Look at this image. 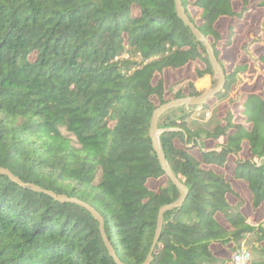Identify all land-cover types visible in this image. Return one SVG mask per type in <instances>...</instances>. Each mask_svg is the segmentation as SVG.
<instances>
[{"label":"trees","instance_id":"trees-1","mask_svg":"<svg viewBox=\"0 0 264 264\" xmlns=\"http://www.w3.org/2000/svg\"><path fill=\"white\" fill-rule=\"evenodd\" d=\"M181 2L226 82L202 107L159 118L162 151L189 193L165 212L150 264H232L243 241L249 264H264V0ZM254 10L261 32L240 45L262 50H240L229 66L225 49ZM254 71L261 87L245 89ZM217 82L175 0H0V167L30 184L0 173V264H117L86 206L31 184L94 207L120 260L143 263L160 208L180 197L153 147V112ZM208 109L210 121L195 119Z\"/></svg>","mask_w":264,"mask_h":264},{"label":"water","instance_id":"water-1","mask_svg":"<svg viewBox=\"0 0 264 264\" xmlns=\"http://www.w3.org/2000/svg\"><path fill=\"white\" fill-rule=\"evenodd\" d=\"M175 2H176V8H177L178 15L191 28L193 34L206 46V48L208 50L209 57H210V61H211L212 66L214 68V71L218 75V82H217V85L215 87H213L209 91H207V92H205L199 96H187V97H182V98L170 100L167 103H164L161 106L157 107L153 112V116L151 118V127H150V135L152 137L153 147L157 153L158 159H159L163 169L165 170L167 176L171 179V181L179 189L180 197L175 202L165 204L160 208L153 244L151 246L150 252L147 255L145 261L141 264H150L152 259H153L152 252H153V250L156 246V243L158 242L160 235H161L165 212H167V211H169V210H171L177 206L182 205L184 203L185 199L187 198L188 193H189L188 186L186 184H184L183 182H181L179 180V178H177V176L174 174V172L172 171L171 167L169 166V164L166 160V157L162 151V147H161V144L159 141V136L163 132V130L160 129L158 126L159 118L166 111L173 109L175 107H178V106L197 105V106L202 107L209 99H211L217 93L222 91L223 87L225 86V82H226L225 71H224L223 66L221 65L220 61L218 60L216 54H215L212 43L206 37V35H204L196 27V25L193 22H191L190 19L187 17V15L185 14V10H184V7L182 5L181 0H175ZM0 173L9 175L10 178L19 182L21 185H26V186L30 185L28 183H23L21 180H19L17 177H15V175L9 169H7L5 167H0ZM31 186L35 190L45 191V192L49 193L51 196L55 197L58 200L77 202V203H80V204L86 206L100 223V231H101L102 237L105 241V244L108 248L110 255L114 258V260L117 264H126L120 260L115 249L113 248L112 244L110 243V241L106 235V232H105L104 218L94 207H92L91 205L83 202L82 200H80L76 197H69L66 194H56L55 192H53L51 190H45L36 184H31Z\"/></svg>","mask_w":264,"mask_h":264},{"label":"rangeland","instance_id":"rangeland-1","mask_svg":"<svg viewBox=\"0 0 264 264\" xmlns=\"http://www.w3.org/2000/svg\"><path fill=\"white\" fill-rule=\"evenodd\" d=\"M261 15H262V10H254L246 16V18L243 20V22H241L237 25V28L231 37L230 47L225 49V53H224V60L229 66H231L232 64H234L236 62V60L238 59V54L240 53L239 52L240 50H241L243 58H245V59H247L249 57V55H255V56L257 55L258 56V54L261 52L262 47L258 41L249 42V46L246 48L247 51H245L242 48V45H240V43H241L240 41H242L244 39H251L252 40L253 38H256L257 35L261 32L260 31V24H259V19H260ZM230 21H232V20L224 19V20L220 21V23H218V24H219L221 29H225V27L228 25V23ZM239 39H241V40H239ZM185 74L191 75V72L189 70L185 69L180 74L171 75L170 80L179 79L182 76H184ZM258 78L259 77H258L257 71H254L253 73H248L247 77H245V80L247 81V83L244 86V88L249 89L251 87H254L251 89H259L261 87V85H260V79L258 80ZM210 82H211L210 78H206L204 80L198 81L197 83H198L199 87H203V86H209ZM216 106L217 105L214 104V107H216ZM213 114H214V110L208 109L205 111V113L203 115L201 113V116L194 115V117L196 120L207 122V121H210L212 119ZM231 176H232V171L230 170L229 171V177H231ZM160 183H164V179L152 180L150 182L151 186L154 188H156ZM234 184L237 186V188L241 189V191L243 193H246V194L249 193L245 188H243L241 182L234 181ZM248 213L250 214V209H249ZM260 217L263 218V222H264V207L261 209ZM249 249L252 251V254L254 257V249L251 247H249Z\"/></svg>","mask_w":264,"mask_h":264},{"label":"built area","instance_id":"built-area-1","mask_svg":"<svg viewBox=\"0 0 264 264\" xmlns=\"http://www.w3.org/2000/svg\"><path fill=\"white\" fill-rule=\"evenodd\" d=\"M252 259V251L249 249L246 241H243L238 250L233 254L232 264H249Z\"/></svg>","mask_w":264,"mask_h":264}]
</instances>
